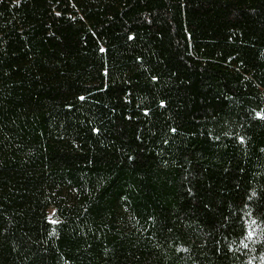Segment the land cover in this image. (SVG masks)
<instances>
[{
  "label": "trees",
  "instance_id": "16d2710c",
  "mask_svg": "<svg viewBox=\"0 0 264 264\" xmlns=\"http://www.w3.org/2000/svg\"><path fill=\"white\" fill-rule=\"evenodd\" d=\"M0 264H264V0H0Z\"/></svg>",
  "mask_w": 264,
  "mask_h": 264
},
{
  "label": "snow or ice",
  "instance_id": "6c2138e0",
  "mask_svg": "<svg viewBox=\"0 0 264 264\" xmlns=\"http://www.w3.org/2000/svg\"><path fill=\"white\" fill-rule=\"evenodd\" d=\"M101 51H103V49H101ZM153 79H156V77H153ZM81 99H83V97H81ZM161 103H163V101H161ZM257 115H260L259 113ZM94 131H96V129H94ZM174 131V129H173ZM241 140L243 139L242 137L240 138Z\"/></svg>",
  "mask_w": 264,
  "mask_h": 264
},
{
  "label": "rangeland",
  "instance_id": "374dc122",
  "mask_svg": "<svg viewBox=\"0 0 264 264\" xmlns=\"http://www.w3.org/2000/svg\"><path fill=\"white\" fill-rule=\"evenodd\" d=\"M48 215L51 217L53 215V210L52 209H49L48 211Z\"/></svg>",
  "mask_w": 264,
  "mask_h": 264
}]
</instances>
